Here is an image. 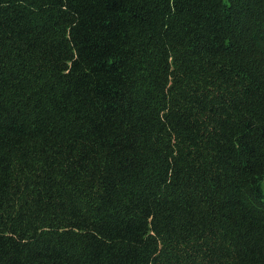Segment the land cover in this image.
Segmentation results:
<instances>
[{"label":"trees","instance_id":"trees-1","mask_svg":"<svg viewBox=\"0 0 264 264\" xmlns=\"http://www.w3.org/2000/svg\"><path fill=\"white\" fill-rule=\"evenodd\" d=\"M264 0H0V264H264Z\"/></svg>","mask_w":264,"mask_h":264},{"label":"rangeland","instance_id":"rangeland-1","mask_svg":"<svg viewBox=\"0 0 264 264\" xmlns=\"http://www.w3.org/2000/svg\"><path fill=\"white\" fill-rule=\"evenodd\" d=\"M261 186H262V190H263V193H264V179L261 182Z\"/></svg>","mask_w":264,"mask_h":264}]
</instances>
